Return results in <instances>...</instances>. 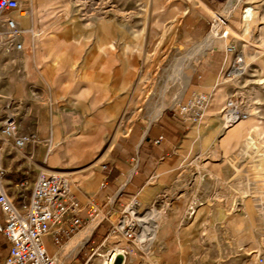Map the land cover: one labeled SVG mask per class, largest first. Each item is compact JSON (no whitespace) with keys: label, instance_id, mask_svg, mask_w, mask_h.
I'll use <instances>...</instances> for the list:
<instances>
[{"label":"rangeland","instance_id":"1","mask_svg":"<svg viewBox=\"0 0 264 264\" xmlns=\"http://www.w3.org/2000/svg\"><path fill=\"white\" fill-rule=\"evenodd\" d=\"M18 1L21 8L26 6L24 0ZM55 2L60 7L56 14L60 19H93L95 42L109 35L110 44L115 46L110 50V110L94 114L84 100L77 103V110L41 103L47 123L42 126L46 139L40 142L39 133L27 131L21 94L16 96L14 117L20 131L26 128L38 137L34 144L41 147L38 159L44 163H39L40 167L61 172L73 184L71 191L82 205L91 200L98 187H103L99 180L93 189L79 188L85 171L96 166L101 176L112 164L125 167H121L124 173L114 186L116 195L110 202L97 204L101 209L97 215L103 213L110 220L101 221L94 236L102 239L106 226L116 219L115 214L136 201L134 210L144 221H138L136 216L133 219L142 227L150 225V240L141 248L137 238L133 241L119 237L117 244L128 251L123 264H261L264 181L257 165H264V0H239L231 12L230 0ZM215 25L219 28L218 38L224 41L195 54ZM223 30L227 35H222ZM125 42H130L126 50ZM228 44L235 46L245 66L241 75L231 79L225 77L234 58L226 51ZM102 46L89 45L87 49ZM204 68L216 74L212 90L194 84ZM192 70L189 85L184 76ZM193 91L210 94L204 115L197 122L184 123L187 127L173 141L171 154L160 162L163 168L188 166L186 172L166 174L157 168L148 178L149 182L163 184L176 179L182 191L174 198L163 192L158 202L146 208L138 204L136 192H131L133 197H128L120 208L115 207L116 197H127L121 194L127 191L131 177L126 178L130 172L125 169L134 168L132 175L135 173L132 165L139 144L152 136L165 116L178 114L179 105ZM230 98L249 113L246 120L255 138L248 139V149L240 147V139L224 138L228 128L220 110ZM161 111L162 116L157 118ZM152 114L155 120L147 125ZM49 120L58 124H50ZM53 126L57 128L58 146H66L67 151L62 148L47 157ZM140 230L143 228L137 229L138 233ZM52 246L55 254L48 251L52 257L63 253L61 262L70 259L65 256L66 248L61 251Z\"/></svg>","mask_w":264,"mask_h":264},{"label":"crops","instance_id":"2","mask_svg":"<svg viewBox=\"0 0 264 264\" xmlns=\"http://www.w3.org/2000/svg\"><path fill=\"white\" fill-rule=\"evenodd\" d=\"M24 1L26 2L25 7L21 8L19 5L18 9L6 14V17L15 20L19 29L18 36L14 39L4 37L0 41V128L7 116H15L16 108H18L15 104L16 96L21 94L24 105L23 120L29 124L27 131L39 133L40 142L46 139L42 126L47 123L42 116L41 103L45 102V105L48 104L51 107L57 104V106L77 110V103L84 100L89 103L88 107L94 114L102 111L109 112L110 50L115 49V46L110 44L109 35L107 37L103 35L100 43L95 42L93 19L84 20L75 17L73 22L70 17L60 19L61 17L56 15L59 13L60 7L55 5V0ZM210 9L208 6V12ZM17 42L21 44L20 48L15 47ZM97 44L103 45L102 49L96 50L95 47L87 49V46H96ZM129 45L130 42H125L124 50L128 49ZM72 46H75L76 52H73ZM79 48L83 51L79 52ZM88 54L90 55L89 59L86 58ZM192 75L193 70L189 72L187 80L189 85L193 81ZM215 78L217 77L213 70L208 71L204 68L194 84L197 87H209L212 90L217 82ZM162 112L157 118L162 116ZM153 120L155 119L150 118L147 125ZM48 123L58 124L55 120H49ZM184 127L187 126L171 114L160 120L158 127L152 131L151 137L142 140L136 149L135 163L132 165L135 167V173L132 175L134 170L132 167V169H128V167L125 169V172H130L126 174V178L131 177L127 191L121 194L127 197L126 199L116 197L115 207L120 208L127 202L128 197H133L131 192H136L135 198L137 199V195L140 197V200L137 199L138 204L142 205V208H146L150 204L158 202L163 192L169 198H174L182 191L181 186H177L178 180L176 179L163 184L161 181L149 182L148 178L149 174H153L157 168L166 174L186 172L188 166L178 165L173 168L160 166V162L171 154L169 149L176 137L183 132ZM227 130L225 140L240 139L242 149L248 148V139L255 138L246 119L237 122ZM23 131L20 132L26 133V128ZM56 132V126H53L51 142L45 152L47 157H53L62 148L67 151L66 146H58ZM159 135H162L163 138L156 142ZM142 137L143 135L140 140ZM0 144L4 148L2 164L6 167L4 186L17 205L23 200L27 202L36 174L42 169L39 163H44L38 159L41 155V147L36 148L34 143H29L23 149H16L11 141L7 142L2 139L1 132ZM122 166L120 163L112 164L101 176L98 173V167H90L88 171L84 172V177L78 187L93 189L101 180L103 187H98L91 194L90 199L98 205L110 202V199L116 195L114 186L124 173L121 169ZM257 167L264 181V167L260 163ZM123 168L125 167L123 166ZM22 180L26 181V189L20 196L18 183ZM69 185L72 189L73 184L69 182ZM151 214L153 215V213ZM2 215L0 210V221ZM44 244L47 251L55 254L48 235L44 237ZM65 248V254L73 249L69 246H65ZM8 250L9 243L0 233V264H4ZM63 256V253H58L55 257L61 262Z\"/></svg>","mask_w":264,"mask_h":264},{"label":"built area","instance_id":"3","mask_svg":"<svg viewBox=\"0 0 264 264\" xmlns=\"http://www.w3.org/2000/svg\"><path fill=\"white\" fill-rule=\"evenodd\" d=\"M18 8V0H0V41L4 37L14 39L18 36L19 29L15 20L6 17L7 13ZM222 35H227V31L223 30ZM15 47L20 48L21 44L17 42ZM226 51L234 54L225 71V77L231 79L243 73L240 68L242 56L233 44H228ZM209 99V93L193 91L192 95L179 105V112L174 116L185 124L197 122L203 117ZM220 112L225 126L232 125L247 114L232 98L225 102ZM4 120L0 128L2 139L11 141L16 149H23L27 144L37 141L35 133L20 132L13 115ZM162 138L163 136L159 135L156 142ZM3 155L4 148L0 144V210L3 214L0 233L9 243L4 264H123L128 251L117 244V239L124 237L136 240L137 235L133 231L134 220L130 211L134 210L136 201H132L123 211L115 214L116 219L106 226V234L98 240L94 236L97 226L104 219H109L107 215L101 216L93 231L65 254L70 259L60 262L45 249L44 235L50 232L52 243L62 251L65 249L63 245L88 225L101 209L92 200L82 205L72 193L68 179L57 170L47 169L37 172L27 202L23 200L17 205L4 186L6 167L2 164ZM25 189L26 181L22 180L18 183V194L22 196ZM259 261L264 264L263 255L259 257Z\"/></svg>","mask_w":264,"mask_h":264},{"label":"bare ground","instance_id":"4","mask_svg":"<svg viewBox=\"0 0 264 264\" xmlns=\"http://www.w3.org/2000/svg\"><path fill=\"white\" fill-rule=\"evenodd\" d=\"M239 0H230L229 2V5H228V10L229 12H231L234 7L236 6V4L238 3ZM218 34H219V28H217V25H215L213 28H212V31L209 33V35H207L206 39L203 40L204 43H203V46L202 47H198V49H196L195 54H199L200 51H203L204 49H207L208 47H211L212 45L214 44H218L220 42H223L224 40L218 38ZM227 47V45L225 46V48ZM244 61H243V58H242V61L240 63V68L241 70L244 71ZM184 74V73H183ZM189 79V73H186L185 76H184V80L185 82L187 83ZM156 115L157 114V110L155 112ZM155 114H152L153 116L151 117V119H154L155 118ZM249 113L246 114V116L244 118H241L239 119L237 122L241 121V120H244L248 117ZM150 122V120H149ZM236 123V122H235ZM234 123V124H235ZM233 125V124H232ZM229 126L231 127V125H227L225 127L229 128ZM248 143V142H247ZM246 143V144H247ZM253 143V142H252ZM250 143H248L249 145ZM248 149V148H247ZM264 167V165H263ZM108 208H111V204H109ZM107 210V209H106ZM131 213H132V218L133 216L135 218H138V221H141L143 220V217H140L138 213H136L135 210H130ZM103 213H101L100 215H97V217H95L84 229H82L78 234H76L73 239L68 243L67 246L69 247H74V245L79 242V240L87 237L92 229L94 228V226L97 224V222L99 221V219H101V216ZM134 220V219H133ZM144 221V220H143ZM125 221H123V224H124ZM134 228H133V231L138 235L137 237V242H138V245L141 246V248H143L144 244L147 243L149 240H150V237H149V231H150V225L149 224H145L143 227L141 224H139L137 221L134 220ZM143 224V223H142ZM140 228H143V230H140L139 233L137 231V229L139 230ZM49 236V239H50V232L47 233L45 236ZM44 237H43V244H44ZM72 238V237H71ZM50 242L52 243L51 239H50ZM53 244V243H52ZM54 245V244H53ZM44 247H45V244H44ZM46 249V248H45ZM48 252V251H47Z\"/></svg>","mask_w":264,"mask_h":264}]
</instances>
